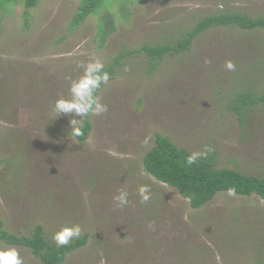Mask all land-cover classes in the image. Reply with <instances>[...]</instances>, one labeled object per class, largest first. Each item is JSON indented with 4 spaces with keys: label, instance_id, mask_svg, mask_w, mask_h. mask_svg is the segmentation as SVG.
<instances>
[{
    "label": "rangeland",
    "instance_id": "obj_1",
    "mask_svg": "<svg viewBox=\"0 0 264 264\" xmlns=\"http://www.w3.org/2000/svg\"><path fill=\"white\" fill-rule=\"evenodd\" d=\"M78 4L39 0L26 21L18 5L0 11L3 229L29 236L39 225L56 244L62 226L79 224L86 242L62 264H264V200L223 191L192 209L142 164L161 134L198 158L213 155L219 169L264 176V107L250 109L243 125L230 109L237 92L264 90L263 30L210 28L188 50L156 61L136 52L173 46L206 16L264 17V0H105L70 29ZM120 54L97 93L108 111L91 116L79 142L71 117L52 106L82 75L79 63L98 58L108 67ZM142 185L151 191L146 203ZM121 191L126 206L114 200ZM0 244L16 248L24 264H41L24 247Z\"/></svg>",
    "mask_w": 264,
    "mask_h": 264
},
{
    "label": "trees",
    "instance_id": "obj_2",
    "mask_svg": "<svg viewBox=\"0 0 264 264\" xmlns=\"http://www.w3.org/2000/svg\"><path fill=\"white\" fill-rule=\"evenodd\" d=\"M143 3L145 0H137ZM39 0H0V11L11 5H18L23 9L26 21L28 11L38 5ZM105 5V0H79L77 9L72 16L70 29L79 27L87 17L98 15ZM102 22V19L99 18ZM220 26H236L243 30L261 29L264 32V17L251 18L239 13L221 12L202 18L192 30L185 32L173 46H143L136 52H144L151 61L161 59L166 54H176L188 50L193 40L205 30ZM99 31L105 35L106 29L102 24ZM105 32V33H103ZM128 55L132 52L126 53ZM124 54L116 57L115 61L105 67L111 77L114 67L121 65ZM261 105L264 107V90L261 94L254 91L237 92L231 100V110L237 116L240 125L244 124L247 112ZM91 116L84 121L83 135L76 137L83 142L91 129ZM191 155L186 149L178 148L168 137L155 135L154 145L144 154L142 164L144 171L157 182L175 189L179 195L189 202L192 209H200L210 202L217 193L234 190L238 196L257 195L264 200V176L254 177L234 169L217 168L213 155L198 158L192 165L185 162ZM86 235L71 241L67 246H57L49 242L43 228L36 226L29 236H17L3 229L0 222V243L10 246L24 247L41 264H62L65 257L73 250L83 246Z\"/></svg>",
    "mask_w": 264,
    "mask_h": 264
},
{
    "label": "clouds",
    "instance_id": "obj_3",
    "mask_svg": "<svg viewBox=\"0 0 264 264\" xmlns=\"http://www.w3.org/2000/svg\"><path fill=\"white\" fill-rule=\"evenodd\" d=\"M78 67L83 69V73L78 79L71 80L69 95L59 97L52 106V111L57 116L71 117L69 133L74 137L83 135L86 117L100 116L108 111L107 105L101 102L97 93L101 86L106 85L110 80L108 72L104 70V63L98 58L87 64L81 62ZM235 67V64L230 60L225 63V68L229 71H234ZM75 117H80V119ZM199 155V153H194L187 156L186 164H194ZM153 179L155 178L153 177ZM229 194H234V190L230 189ZM128 195V192L121 191L118 196L114 197V200L118 202L119 206H126L129 203ZM138 195L141 203L148 202L151 199L149 186H140ZM81 233L82 228L79 224L66 225L53 235V240L57 246H67L72 240L78 239ZM0 264H24V261L16 248L0 244Z\"/></svg>",
    "mask_w": 264,
    "mask_h": 264
}]
</instances>
